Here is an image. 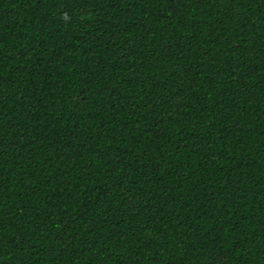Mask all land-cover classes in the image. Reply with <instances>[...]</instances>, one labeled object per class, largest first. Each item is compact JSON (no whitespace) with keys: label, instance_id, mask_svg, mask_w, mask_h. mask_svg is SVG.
Returning <instances> with one entry per match:
<instances>
[{"label":"trees","instance_id":"obj_1","mask_svg":"<svg viewBox=\"0 0 264 264\" xmlns=\"http://www.w3.org/2000/svg\"><path fill=\"white\" fill-rule=\"evenodd\" d=\"M0 264H264V0H0Z\"/></svg>","mask_w":264,"mask_h":264}]
</instances>
